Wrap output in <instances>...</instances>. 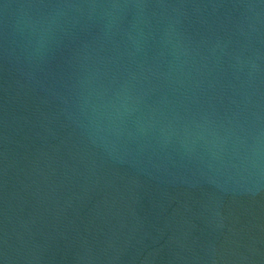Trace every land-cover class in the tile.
Masks as SVG:
<instances>
[{"label":"water","instance_id":"1","mask_svg":"<svg viewBox=\"0 0 264 264\" xmlns=\"http://www.w3.org/2000/svg\"><path fill=\"white\" fill-rule=\"evenodd\" d=\"M0 264H264V0H0Z\"/></svg>","mask_w":264,"mask_h":264}]
</instances>
